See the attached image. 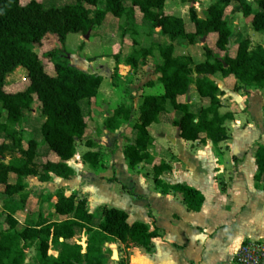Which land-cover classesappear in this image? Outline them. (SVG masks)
<instances>
[{"label": "trees", "instance_id": "1", "mask_svg": "<svg viewBox=\"0 0 264 264\" xmlns=\"http://www.w3.org/2000/svg\"><path fill=\"white\" fill-rule=\"evenodd\" d=\"M166 1L132 0L128 8L123 0H76L72 4L51 7H46L42 0H0V136H5L0 142V184L4 185L3 194L6 195L1 204L6 217L0 229V264H24L33 244L38 264H103L105 243L132 241L150 250L157 235L146 223L130 224L128 213L116 207H105L95 228L92 224L94 214L88 211L86 199L67 196L62 189L50 196L51 199L55 196V211L51 216H42L37 221L27 220L23 229L17 228L15 214L24 209L27 195L22 196V202L13 200L12 196L25 188V178L35 175L48 181L54 174L69 179L74 170L67 161L75 155L77 142L84 141L89 147L96 144L88 136V120L80 101L96 97L103 77L69 63L65 49L68 34H88L104 21L107 13L116 17L127 15L134 20L135 8H138L144 20L152 21L153 26L160 28L162 34L171 40L170 43L154 45L163 58V62L155 67V73L159 74L165 92L143 98L139 121L132 127L136 131L135 141L131 142L129 138L130 143L124 148L131 168L154 161L149 152L153 139L148 127L158 121L168 100L181 113L174 125L181 129L182 138L204 142L209 139L218 144L229 137L225 121L231 119L233 113H220L223 91L211 75L220 73L223 78L233 77L235 89L253 84L264 89V46L252 48L250 39L245 38L237 43L232 55L228 45L233 30L226 19L231 3L238 1L253 28L264 32V0H255L259 8L244 0H215L204 9V18L200 17L197 0H194L189 8L193 31L187 30L181 17L164 12ZM210 33H216L218 37L214 48L204 45L205 61L195 63L190 55H174V40L194 43L197 37H206ZM36 46L42 49L41 53ZM152 52L153 47L136 49L129 61L136 65L141 57ZM114 58L119 60V55ZM48 65H52V72ZM18 66L26 68L28 84L17 91L8 90L5 88L6 76ZM115 77L116 72L113 82ZM192 85L201 97L210 99L209 105L199 113L192 110L190 102L179 101L180 96L188 95ZM36 100L45 118L41 126L44 141L56 160L41 156L39 143L33 137L27 140V148L23 147L24 138L18 127L24 119V111L30 109ZM131 113L132 108L114 110L106 120L105 128L109 131L119 129L122 121L118 117L123 114L129 120ZM4 114L5 121H1ZM14 148L20 156L5 162ZM254 149L259 170L256 179L264 181V144H255ZM83 159L92 168H97L100 153L88 151ZM169 168L164 162L153 164L156 185L163 193L171 190L181 193L188 210L199 211L204 202L203 193L185 184L163 182L160 176ZM76 228L88 235L86 245H83ZM54 249L56 254L51 253Z\"/></svg>", "mask_w": 264, "mask_h": 264}, {"label": "crops", "instance_id": "2", "mask_svg": "<svg viewBox=\"0 0 264 264\" xmlns=\"http://www.w3.org/2000/svg\"><path fill=\"white\" fill-rule=\"evenodd\" d=\"M123 1L126 7H131L132 0ZM192 1L167 0L164 6L166 14L185 21L188 31L194 30L189 13ZM214 1L197 0L196 8L199 12L204 11ZM244 1L254 7L252 1ZM226 15L233 30L228 46L232 55L237 43L245 38L250 39L252 48L264 46L263 42L254 43L255 39L244 32L245 18L248 21L245 29L248 31L253 26L250 18L242 13L238 1L231 3ZM217 37L216 33H210L206 37H197L194 43L176 39L173 41L174 55H190L195 63H201L206 59L204 45L214 48ZM71 42L74 51L69 49ZM170 42L152 21L143 19L138 8H135L134 20L127 15L116 17L107 13L88 37L82 33L68 34L65 49L70 64L85 71L109 69L112 72L111 78H103L96 97L80 101L82 111L87 115L88 136L96 144L89 147L84 141L77 142L75 155L67 161L74 170L69 179L54 174L48 181L35 175L25 178V188L12 196L13 200L22 202V196L27 195L24 209L15 214L19 230L25 227L27 220L51 216L55 211V196L52 199L50 196L62 189L67 196L86 199L88 211L94 214L92 224L95 228L103 209L116 207L128 213L130 224L143 222L157 232L150 250L132 241L105 243L103 264H235V253L242 242L264 239V181L256 179L259 170L254 154V145L264 144L263 88L253 84L235 89L233 77L223 78L220 73L211 75L223 91L220 113H233V117L225 121L229 137L218 144L209 139L189 141L180 137L182 151L173 142L178 133L174 121L181 113L168 100L158 121L148 127L153 139L149 152L154 161L142 162L134 168L129 166L124 148L130 143L129 138L131 142L135 141L136 131L132 127L139 121L143 98L165 92L159 74L155 73V67L163 62V58L154 45ZM150 47H153L151 54L141 57L136 65L131 64L129 57L134 50ZM116 54L119 55L117 61ZM150 81L152 85L148 84ZM125 94H129L130 99L125 100ZM179 101L190 102L196 113L210 103L209 98L198 94L195 85L191 86L188 95L180 96ZM83 102H86L84 106ZM120 108H132L129 120L122 114L118 117L122 121L120 128L107 130L106 120ZM260 134L262 142L252 140L253 147L246 146L245 139L257 138ZM88 151L100 153L97 168L84 161L83 155ZM43 156L57 159L48 149H44ZM162 162L170 166L160 176L163 182L185 184L203 193L204 202L199 211L188 210L181 193L173 190L163 193L156 185L152 166ZM3 190L4 185L0 184L1 211L2 201L6 198ZM5 217L6 214L1 212L0 229ZM76 232L88 237L80 228H76ZM51 253L56 254L57 250ZM24 264H38L35 244L29 249Z\"/></svg>", "mask_w": 264, "mask_h": 264}, {"label": "rangeland", "instance_id": "3", "mask_svg": "<svg viewBox=\"0 0 264 264\" xmlns=\"http://www.w3.org/2000/svg\"><path fill=\"white\" fill-rule=\"evenodd\" d=\"M24 2H27L28 0H23ZM252 1L253 5L255 8H258V5L256 4L255 0H250ZM43 4L46 7H51V6H62L64 4H68V3H73L76 2V0H42ZM233 22V19L230 20ZM247 19L245 18L244 23L243 24V29L245 33H249L255 40H253L254 43H259V42H263L264 43V38L262 36H264V32L263 31H257L255 30L253 27H251L248 31L245 29L248 26L246 25L247 23ZM74 34V33H73ZM66 44V43H65ZM73 43H70V51H74L76 50L75 48L72 47ZM66 48V46H65ZM36 50L38 52H42V49L39 48L38 46H36ZM67 55V54H66ZM67 58V57H66ZM48 70L50 72H52V65H48ZM103 78H107V77H103ZM113 79V78H112ZM106 83H108L107 81L105 82L104 86H106ZM28 84V79H27V70L25 67L23 66H18L16 69H14L12 72H10L5 79V88H7L8 90H13V91H17L19 89H23L27 86ZM105 88V87H104ZM124 97V96H123ZM130 99V95L129 94H125V100ZM87 101L86 99H82L81 101ZM123 100V99H122ZM86 102H83V106ZM84 113V112H83ZM84 115L87 117V115L84 113ZM135 115V114H134ZM44 120V116L41 112V108L39 106V103L37 101H34L31 105L30 109H26L24 111V119L20 125V127H18L19 131H21V134L24 138L23 141V147L27 148V140L31 137L35 138L38 141V151L40 152L39 154L41 156H43V152L44 149H48V145L46 144V142L44 141V137L41 131V126ZM1 121H5V114L1 117ZM5 140V136L1 135L0 136V142ZM252 140L259 141L262 142L263 140V136L260 134L259 137L257 138H251V139H245V143L246 146H249V148L253 147V143ZM8 142L10 143V145L13 146V143L11 140H8ZM129 142V140H128ZM14 147V146H13ZM14 156H20V152L16 150V148H14V150H12V152H10L7 156V160H9L11 157ZM44 157V156H43ZM1 209H0V213H1ZM98 216V215H97ZM100 216V217H99ZM98 217L101 219L102 214L99 215ZM85 236L83 234H81V241L84 245V243L86 242V238H84Z\"/></svg>", "mask_w": 264, "mask_h": 264}, {"label": "built area", "instance_id": "4", "mask_svg": "<svg viewBox=\"0 0 264 264\" xmlns=\"http://www.w3.org/2000/svg\"><path fill=\"white\" fill-rule=\"evenodd\" d=\"M235 264H264V239L242 242L235 253Z\"/></svg>", "mask_w": 264, "mask_h": 264}, {"label": "water", "instance_id": "5", "mask_svg": "<svg viewBox=\"0 0 264 264\" xmlns=\"http://www.w3.org/2000/svg\"><path fill=\"white\" fill-rule=\"evenodd\" d=\"M200 17H202V18L205 17L203 11H200ZM88 34H86L85 37H88ZM228 46H230V43H229ZM97 73L100 76H102V77H107V78H111L112 77V72L109 69H105V70H102V71H98ZM180 137H181V129L178 128V133H177L176 137L173 139V142L178 146L179 150L182 151L183 150V147H182V144L180 142ZM5 162H8V160H5Z\"/></svg>", "mask_w": 264, "mask_h": 264}]
</instances>
